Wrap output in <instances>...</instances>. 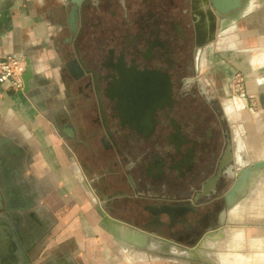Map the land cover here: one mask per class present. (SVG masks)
Masks as SVG:
<instances>
[{
  "label": "crops",
  "instance_id": "0c3cea01",
  "mask_svg": "<svg viewBox=\"0 0 264 264\" xmlns=\"http://www.w3.org/2000/svg\"><path fill=\"white\" fill-rule=\"evenodd\" d=\"M88 1L0 0V56H24L31 70L23 91L0 84V162L3 159L7 163V168L0 163V191L8 196L3 205L12 212L0 214V225L8 224L13 229L20 247L18 254H7L0 242V264L3 260L23 264L24 249L31 264L143 263L137 261L134 247H123L118 237L102 229L101 220L90 208L91 195H97V177L89 175L85 166L93 162V155L103 153L104 133L99 136L101 133L93 132L99 125L97 108L93 100H86L73 89L68 77L71 60L64 52L65 44H71L83 27L84 5ZM119 1L123 17L130 19L136 1ZM76 5L80 15L77 31L72 32L71 14ZM198 11L205 13V5ZM205 46L203 70L209 71L214 92L226 94L234 76H244L247 99L240 120L246 145L254 149L256 162H260L264 160V0H249L240 10V18L231 21L225 30L218 29ZM252 106L256 111L250 109ZM91 116L94 124L89 123ZM107 175H101V179L111 183L106 184L110 189L115 179H106ZM135 177L130 176L126 185L131 187ZM263 187L264 182L259 185L261 193ZM109 194L108 190L103 193L102 205L110 201ZM14 213L16 222L8 218ZM257 220L244 229V241L232 233L226 234L224 240L209 242L204 252H221L217 258L207 253L210 262L264 264L260 249L264 247V207H259ZM7 231L0 232V240L8 239ZM242 244L251 248L250 254L234 255L225 250ZM70 245L69 252L59 253ZM192 249L190 258L205 259ZM143 264L152 263L144 260Z\"/></svg>",
  "mask_w": 264,
  "mask_h": 264
},
{
  "label": "flooded vegetation",
  "instance_id": "af4514ba",
  "mask_svg": "<svg viewBox=\"0 0 264 264\" xmlns=\"http://www.w3.org/2000/svg\"><path fill=\"white\" fill-rule=\"evenodd\" d=\"M203 3L186 0L170 21L169 0H137L128 21L119 1L89 0L82 29L65 44L70 63H80L69 65L70 82L98 110L97 122L105 130L104 155L117 157L116 167L131 161L125 179L136 176L130 187L135 196L129 201L117 187L118 173H110L116 182L106 206L114 213L126 211L135 224L152 231L144 232L153 239L179 224L194 234L201 225L190 223L189 215L200 213L206 197H213L211 203L218 207L214 202L235 175L226 119L216 97L191 76L200 64L201 47L214 35L213 22L198 13ZM85 167L93 173L90 164ZM7 198L0 191V214L9 211L3 205ZM222 208L221 217L226 211ZM16 215L8 218L16 222ZM183 232L176 230L172 241L178 242Z\"/></svg>",
  "mask_w": 264,
  "mask_h": 264
},
{
  "label": "rangeland",
  "instance_id": "374dc122",
  "mask_svg": "<svg viewBox=\"0 0 264 264\" xmlns=\"http://www.w3.org/2000/svg\"><path fill=\"white\" fill-rule=\"evenodd\" d=\"M110 1H111V4H113V2L115 1L118 2L119 0H110ZM129 1H133V0H129ZM135 1L137 4V0ZM187 1H190V0H187ZM185 2L186 0H169V4L167 5V10H168V17L170 21L172 20L174 21V19L172 18L176 16V13H178L180 11V8L182 7V3H185ZM185 21H188V19H185ZM219 21L220 19H218L217 23H215V27L213 29L214 35L217 33L218 29L220 30V32L222 31L219 25ZM220 39H221V36H220ZM212 40L213 38L209 42H211ZM209 42L207 44H209ZM207 44L205 43V45ZM205 45H203L200 49V52H201V55L199 56L200 64L197 69L195 68V71L192 73L191 76L196 77V79H198L199 81L198 82L199 85L207 89L212 96L216 97V101L218 102V108L221 110V115H223L224 118L226 119V124L229 127L232 142H233V147H234V156H235L234 160L235 161L233 163V167H234L235 175L233 178H229L230 179L229 183L226 182V184H224V187H223L224 193H220V199L214 202L215 204H217L218 207L214 206L211 203V201L213 200V197L211 196L206 197L201 201L200 213L197 215H193V214L189 215L190 223L194 225H198L197 223L200 222L199 224L201 226L197 227V231H195L194 234L188 233L185 231L186 226L179 224L177 227L174 228L173 232H168L167 230L166 231L163 230L159 233L158 238L153 239L149 234L146 233L147 231L148 232H152V231L148 228H144L142 224L140 225L135 224L134 222L135 219L132 218L130 215H127L126 211H123L122 214L121 213L119 214L118 211L116 210L114 213V211H111V209L107 208L106 205L104 204L102 205V200H103L102 197H103V193H105L103 189L104 190L107 189L110 193L109 194L110 196L112 195L111 194L112 190L111 188L108 189L106 185L108 180L103 179L102 183H99L101 179V175L108 174L105 177L107 179L108 177H111V175L109 174L110 173L112 174L114 171L118 173V175H115V176H119V179L116 180L117 187L123 190L124 194H126L124 196H127L129 201H131V199L129 198H134L135 191L132 190L130 186L126 185L128 178L125 179L126 172L128 171V168L130 169L131 161H128L125 157L126 160L125 162L121 164L122 166L120 165L119 167H116L114 166V162L117 160L116 159L117 157L115 156L108 157L104 155V153H101L99 151L98 153L99 155L92 156L93 162L90 163L94 171L92 174H89V175H94L97 177L96 180L94 179L95 180L94 184L97 186L96 189H97V195H98V196L95 195L94 194L95 192L91 195V198L89 199L90 208H92L93 212L97 214L98 219L101 220L100 225L102 229L108 232L109 234H112L115 237H118V241L122 244L123 247L125 248L134 247L132 251H134L135 255L137 256L136 258L137 261H141L143 263H144V260H150L152 264H160V260L162 259V264H165L164 261H167L166 264H213L212 262H210L212 260L206 256L207 253L210 256L212 255L213 257H216L217 255H221V252H217V250H210V251L204 252L207 249L206 248L207 244H209V242H213L214 240H222L223 238H225L224 236L222 237V235L232 234V233L236 234L237 236H239V238H241L244 241L245 240L244 229L249 228L250 227L249 224L251 222H255V223L259 222V220H257L259 217V207L260 209L264 207V191L261 194H259L260 193L259 185H262L264 180L263 181L259 180V176L256 177V179L251 178L250 181L249 180L246 182L244 181V184L242 185L241 183L240 185V186H243L242 188L235 189L233 193L230 192L231 189H229V185L236 186L240 179L242 178L244 179V177H242L245 173L243 170L245 168H248V166L252 165L254 162H256L257 155L254 153V149L251 147H248L245 142V138H244L245 129H244V125L242 124L240 120V116L242 115L243 111H245L246 103L242 99H239V98L237 99L232 93V85H233L234 78L230 84L231 89L229 90V92H227L226 94H219V93L214 92L213 90L212 82L210 81V77H209L210 76L209 71H207L206 69L203 70L204 68H203L202 53L204 51V48L206 47ZM88 48H90V44H88ZM91 51L93 50L91 49ZM237 74H241V73H237ZM242 77L244 78L243 75ZM252 107H255V106H252ZM88 110H89L88 111V114H89L90 109ZM93 118L94 116L89 117V123L92 124L94 122ZM98 126H96V130L94 129L93 132L96 134L101 133V135L99 136H102V134L105 133V130L103 131L102 130L103 128H100ZM98 174L100 177H98ZM108 183L111 184L109 181ZM101 191L103 192L100 193ZM222 196L224 198L225 196L229 197V199L227 198V205L225 206V208L224 207L222 208V206H224V201L222 199ZM121 205L122 206L126 205V203L121 202ZM221 208L223 210L226 209L222 217L219 216V213H220L219 211H221ZM104 212L110 215L114 220L119 221V222L122 220L124 222L123 224V222L121 221L123 226L121 227L119 231L113 232L103 223L102 219L105 218L103 217ZM221 229H225V230H221ZM6 230H8L7 232H9L7 233L8 239L0 240L2 247L4 251H6L7 254H9L10 252H13V253L16 252L18 254L17 251L18 249H20V247H19V243L15 240L16 236H14L13 229L9 227L8 224L0 225V232L6 231ZM176 230L178 231L183 230L184 234H183V237H178V242H173L172 240H175V237L173 236V234ZM136 231L139 232V234L137 233L139 235V238L135 237ZM210 231H215V232H210ZM224 231H226V233ZM206 233L208 234L206 235ZM247 234L249 235L250 233L248 232ZM203 235H206L205 239ZM130 236L131 237L133 236V237L131 238ZM134 237H135V240L137 241L132 240L134 239ZM121 239L123 240V242ZM147 239H149V242H147ZM164 239H167V240H164ZM129 240H130V243H129ZM131 241H134L135 243L132 242L133 243L132 245ZM231 247L232 249L225 248V250L228 249L227 251H230L228 252L229 254H234V255H238V253H241V254L244 253L243 255H245V253L250 254L249 250L251 248L250 247L246 248L245 244H242L236 247L233 245ZM192 248H194L196 252L197 251L200 252L201 256L204 257L205 259L181 258L182 256L180 255V253L183 256H191L192 253L190 251H193ZM71 249H72V245L66 248L62 247L59 253L61 254V252H69V250ZM160 249L162 250L164 249L163 251L165 252L167 250V252L169 251V253L168 254L167 252L163 253V251ZM181 249H183V251L187 250V252L185 251L182 252ZM260 249H262L263 250L262 253H264V247H261ZM24 250L21 251V256H23L22 253H24ZM144 253H148V254L145 256ZM184 253L186 254L184 255ZM22 261L21 262L23 264H26L25 262H28L29 260L27 258V260L22 259ZM218 261L221 262L222 260L219 259ZM4 262L5 264H11L10 260H3V264ZM154 262H157V263H154Z\"/></svg>",
  "mask_w": 264,
  "mask_h": 264
},
{
  "label": "water",
  "instance_id": "95a60500",
  "mask_svg": "<svg viewBox=\"0 0 264 264\" xmlns=\"http://www.w3.org/2000/svg\"><path fill=\"white\" fill-rule=\"evenodd\" d=\"M247 4H249V0H204L203 5H205L206 7V12L205 13L201 12V13L203 18L205 16L204 14H206V18L209 19V21L211 20L213 22V27H215V23H217L218 19H220L219 25L221 27V30H223L224 19L233 17V20H238L240 18V10L243 9V7H245ZM200 7L201 6H199L198 9ZM79 13H80V7L78 5L74 6L72 8L71 22H70L72 32L77 31V21H78V16L80 15ZM70 64L71 65L73 64V66L76 67L80 65L79 60L77 59L73 60L72 63ZM79 69H81V66ZM30 73L31 70L30 67H28V70L24 76L26 88L29 84ZM10 152L12 153L11 150ZM243 171L245 172L244 175L242 176L244 177V179L241 177L242 179H240L237 185L233 188V190L231 191L232 193L234 192L235 189L242 188L243 186H240L241 183L243 185L244 181L245 182L248 180L250 181L251 178L256 179V177L259 176V180L262 181L264 180V160L260 162L259 161L254 162L252 165L248 166V168H245ZM108 216L110 215H108L106 212L103 213V217H108ZM26 256L28 257L29 260L28 262H25L27 264L31 262V259L29 258V255L27 253Z\"/></svg>",
  "mask_w": 264,
  "mask_h": 264
},
{
  "label": "built area",
  "instance_id": "2783aa9c",
  "mask_svg": "<svg viewBox=\"0 0 264 264\" xmlns=\"http://www.w3.org/2000/svg\"><path fill=\"white\" fill-rule=\"evenodd\" d=\"M28 70V62L24 56H0V84L8 85L15 91L25 90L24 76ZM232 93L238 99L246 101L247 94L244 87V78L236 74L233 80ZM246 103V102H245ZM250 109L256 110L255 107Z\"/></svg>",
  "mask_w": 264,
  "mask_h": 264
},
{
  "label": "bare ground",
  "instance_id": "6f19581e",
  "mask_svg": "<svg viewBox=\"0 0 264 264\" xmlns=\"http://www.w3.org/2000/svg\"><path fill=\"white\" fill-rule=\"evenodd\" d=\"M230 19V20H229ZM233 20V17H231V18H226V19H224V25H223V30L226 28V27H228V25H229V23ZM222 30V31H223ZM1 165L4 167V168H7V163H6V161L5 160H3V159H1ZM264 188V187H263ZM261 191V190H260ZM261 193V192H260ZM255 203V202H254ZM262 217V216H261ZM103 220V223L111 230V231H113V232H116V231H119L120 229H121V227L123 226V224L121 223V221L119 222V221H116V220H114L111 216H108V217H105L104 219H102ZM107 228V229H108ZM125 228V227H124ZM126 229V228H125ZM122 230H123V228H122ZM129 232V231H128ZM139 232L138 231H136V236L135 237H137V238H139ZM225 237V235H222V237ZM131 237V236H130ZM133 237V236H132ZM131 237V238H132ZM135 237H134V239H132V240H135ZM147 237V236H146ZM122 238V237H121ZM125 238H127V237H125ZM122 240V239H121ZM135 241H137V240H135ZM122 242H123V240H122ZM135 243L134 241H131V243ZM147 242H149V239H147ZM129 243H130V240H129ZM133 243H132V245H133ZM154 243V242H153ZM126 244V243H125ZM146 244V243H145ZM137 245V244H136ZM170 245V244H169ZM155 246V245H154ZM158 246V245H157ZM159 247V246H158ZM28 248V247H27ZM153 248V247H152ZM164 248V247H163ZM152 250V249H151ZM155 250V249H154ZM160 250H162V249H160ZM164 250V249H163ZM162 250V251H163ZM166 250V249H165ZM189 250H191V249H189ZM157 251H159V250H157ZM161 251V252H162ZM181 251L182 252H184L183 251V249H181ZM165 251H163V253H164ZM166 252H167V250H166ZM165 252V253H166ZM185 252H187V250L185 251ZM190 252H192V251H190ZM195 252V251H194ZM169 253V251L167 252V254ZM186 253H184V255H185ZM180 255L182 256V257H188V258H190V256H183L181 253H180ZM191 255V254H190ZM195 255V254H194ZM23 256H24V259L25 260H27V256H26V250H24V253H23ZM180 256V257H181ZM193 256V255H192ZM184 260V259H183ZM215 261V260H214Z\"/></svg>",
  "mask_w": 264,
  "mask_h": 264
},
{
  "label": "clouds",
  "instance_id": "9594fccd",
  "mask_svg": "<svg viewBox=\"0 0 264 264\" xmlns=\"http://www.w3.org/2000/svg\"><path fill=\"white\" fill-rule=\"evenodd\" d=\"M99 2V0H97V3Z\"/></svg>",
  "mask_w": 264,
  "mask_h": 264
}]
</instances>
